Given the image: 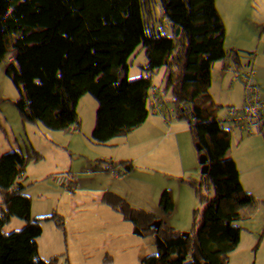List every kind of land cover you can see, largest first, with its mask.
<instances>
[{
  "label": "crops",
  "instance_id": "obj_1",
  "mask_svg": "<svg viewBox=\"0 0 264 264\" xmlns=\"http://www.w3.org/2000/svg\"><path fill=\"white\" fill-rule=\"evenodd\" d=\"M31 1L0 0L6 18L23 22L9 33V64L0 51L7 67L0 72V157L32 152V131L49 113L66 134V148L88 147L98 134L122 145L102 106L123 114V132L138 136V145L145 143L151 116L166 134L197 139L201 127L192 119L217 116L210 78L222 69L229 72V96L242 95L261 125L252 141L264 144V90L248 80L257 75L264 81V19L250 13L264 15V0L232 3L236 17L225 35L213 33L221 8L210 25L216 0H157L154 6L152 0H43L33 34ZM7 38L0 28L1 45ZM20 64L35 68L25 73L22 96L14 87ZM98 116L100 128L91 124ZM214 133L231 139L222 119Z\"/></svg>",
  "mask_w": 264,
  "mask_h": 264
},
{
  "label": "water",
  "instance_id": "obj_2",
  "mask_svg": "<svg viewBox=\"0 0 264 264\" xmlns=\"http://www.w3.org/2000/svg\"><path fill=\"white\" fill-rule=\"evenodd\" d=\"M0 264H264V153L107 145L1 156Z\"/></svg>",
  "mask_w": 264,
  "mask_h": 264
},
{
  "label": "built area",
  "instance_id": "obj_3",
  "mask_svg": "<svg viewBox=\"0 0 264 264\" xmlns=\"http://www.w3.org/2000/svg\"><path fill=\"white\" fill-rule=\"evenodd\" d=\"M20 1V0H19ZM21 19L11 21L5 17L4 11L0 8V28L8 35L6 42L0 46L4 55V62L9 64L12 60V45L9 33L13 24H22ZM27 24V23H26ZM31 24V23H30ZM27 71H35L33 66L20 64L16 69V91L19 96L23 95L24 88L29 84L25 78ZM248 80L257 88L264 90V81L257 75L249 76ZM211 85L217 89L218 105L217 116L200 114L192 119L194 125L201 127L200 135L197 139L191 137L171 136L159 129L153 121L152 116L145 124L147 135L143 145L156 146H202L208 148H224L233 150H246L254 153H264V144L252 141V137L259 133L261 125L254 122L255 114L253 110L243 106V97L240 94L229 96V72L222 69L213 74L210 78ZM102 110L110 116V128L122 145H138V136H126L123 132V114L109 106H102ZM22 114V111L20 112ZM223 120V127L231 134V139H219L214 133L219 120ZM181 121V119H179ZM91 124L100 128L101 118L98 116L91 120ZM46 139L38 138L32 145V152L57 150L66 148L65 132L58 126V119L53 121L52 127H48ZM108 142L98 134L88 147L107 146Z\"/></svg>",
  "mask_w": 264,
  "mask_h": 264
},
{
  "label": "trees",
  "instance_id": "obj_4",
  "mask_svg": "<svg viewBox=\"0 0 264 264\" xmlns=\"http://www.w3.org/2000/svg\"><path fill=\"white\" fill-rule=\"evenodd\" d=\"M78 1L80 2L81 0H78ZM156 1L157 0H152L153 6L155 5ZM236 1L239 2V5H243L244 7L247 6L248 0H216L215 1V3L213 4V7L209 11V20H210L211 27L212 28L214 27V22H215L214 10L215 9H218V8L222 9L223 18H222L218 28L213 30V33L225 35L230 30V28L232 26V22L236 17V11H231L230 5ZM42 2H43V0H32L31 1L32 18H31V24H30V28H29V31L31 34H33V27H34V22L36 20V17L41 12V3ZM83 2H84V0H82V3ZM250 13L253 15H257L261 19H264L263 14H256L252 11ZM158 27L160 29V44H161V47H163V45H164V32H163V29L161 28L159 23H158ZM3 61H4V55H3ZM15 86H16V83H14V87ZM55 119H56L55 113H49L46 115H41L38 118L37 125H36L35 129L32 131V145L35 142V140L38 138H41V139L47 138V136H48L47 129H48V127H52L53 121Z\"/></svg>",
  "mask_w": 264,
  "mask_h": 264
},
{
  "label": "rangeland",
  "instance_id": "obj_5",
  "mask_svg": "<svg viewBox=\"0 0 264 264\" xmlns=\"http://www.w3.org/2000/svg\"><path fill=\"white\" fill-rule=\"evenodd\" d=\"M0 46H1V43H0ZM5 68H7V67L1 65V63H0V72H1V74L4 73V71H5L4 69H5ZM3 75L5 76V74H3ZM13 78H14V76L12 77V80H13ZM5 79H7V78H5ZM12 80H11V81H12ZM5 81H6V80H5ZM5 81H4V83H5ZM8 82H9V80H8ZM12 82H14V80H13Z\"/></svg>",
  "mask_w": 264,
  "mask_h": 264
}]
</instances>
